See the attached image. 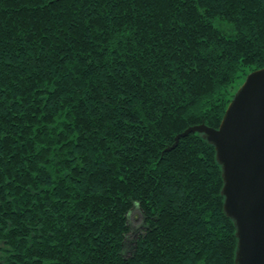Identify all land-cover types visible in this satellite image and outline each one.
<instances>
[{"label":"trees","instance_id":"obj_1","mask_svg":"<svg viewBox=\"0 0 264 264\" xmlns=\"http://www.w3.org/2000/svg\"><path fill=\"white\" fill-rule=\"evenodd\" d=\"M263 66L264 0H0V264H238L215 145L174 143Z\"/></svg>","mask_w":264,"mask_h":264},{"label":"water","instance_id":"obj_2","mask_svg":"<svg viewBox=\"0 0 264 264\" xmlns=\"http://www.w3.org/2000/svg\"><path fill=\"white\" fill-rule=\"evenodd\" d=\"M215 145L223 168L224 209L237 227L238 264H264V66L238 87L218 127L191 125Z\"/></svg>","mask_w":264,"mask_h":264},{"label":"rangeland","instance_id":"obj_3","mask_svg":"<svg viewBox=\"0 0 264 264\" xmlns=\"http://www.w3.org/2000/svg\"><path fill=\"white\" fill-rule=\"evenodd\" d=\"M129 221L131 223V226L133 227V231L138 228V230H143V216L141 209L138 206H135L131 211L129 215Z\"/></svg>","mask_w":264,"mask_h":264}]
</instances>
